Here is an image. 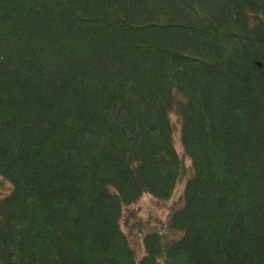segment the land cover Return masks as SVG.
<instances>
[{"label": "trees", "instance_id": "16d2710c", "mask_svg": "<svg viewBox=\"0 0 264 264\" xmlns=\"http://www.w3.org/2000/svg\"><path fill=\"white\" fill-rule=\"evenodd\" d=\"M0 176V264H264V0H0Z\"/></svg>", "mask_w": 264, "mask_h": 264}, {"label": "rangeland", "instance_id": "374dc122", "mask_svg": "<svg viewBox=\"0 0 264 264\" xmlns=\"http://www.w3.org/2000/svg\"><path fill=\"white\" fill-rule=\"evenodd\" d=\"M174 124L175 144L178 152L183 155L180 140L181 122L176 115L172 116ZM186 163L191 170V161L186 157ZM184 183L175 189L172 197L166 200L157 199L150 194L143 195L137 202L124 207L121 219L123 231L130 237L139 257L145 253L144 236L149 231H159L166 234L167 238H176L179 232L168 229V219L174 209L182 205ZM12 190V184L0 176V197L8 195Z\"/></svg>", "mask_w": 264, "mask_h": 264}, {"label": "bare ground", "instance_id": "6f19581e", "mask_svg": "<svg viewBox=\"0 0 264 264\" xmlns=\"http://www.w3.org/2000/svg\"><path fill=\"white\" fill-rule=\"evenodd\" d=\"M179 184H180V183H179ZM179 184H178V185H179Z\"/></svg>", "mask_w": 264, "mask_h": 264}]
</instances>
